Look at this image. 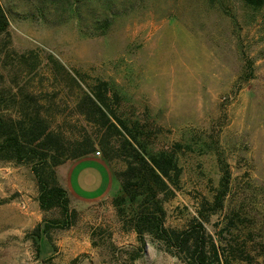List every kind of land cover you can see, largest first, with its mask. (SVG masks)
<instances>
[{
    "label": "rangeland",
    "instance_id": "1",
    "mask_svg": "<svg viewBox=\"0 0 264 264\" xmlns=\"http://www.w3.org/2000/svg\"><path fill=\"white\" fill-rule=\"evenodd\" d=\"M0 3L12 50L37 57L27 85L54 98L53 127L66 142L97 130L75 109L81 90L54 76L51 58L76 75L82 90L107 83L121 98L122 119L153 128L149 146L177 147L179 189L162 196L167 227L186 229L202 213L206 240L229 263L264 264V2L257 8L241 0ZM23 82L18 76L16 83ZM96 152L72 168L68 181L80 159L66 160L60 179L80 202L108 196L70 200L73 226L48 233L44 224L60 215L40 209L30 168L0 164V264H182L148 236L142 248L113 204L120 190L114 172L124 162L100 167ZM222 163L228 183L217 208ZM135 208L126 203L125 215Z\"/></svg>",
    "mask_w": 264,
    "mask_h": 264
},
{
    "label": "trees",
    "instance_id": "2",
    "mask_svg": "<svg viewBox=\"0 0 264 264\" xmlns=\"http://www.w3.org/2000/svg\"><path fill=\"white\" fill-rule=\"evenodd\" d=\"M241 1L255 8L264 2ZM76 10L73 8V12ZM9 27V18L0 3V164L28 166L36 179L40 209L45 212L58 210L60 217L46 222L43 232L48 233L52 228L70 229L76 219V211L70 209L67 191L57 181L56 168L66 160L83 159L99 149L106 165L115 159L124 162L123 169L114 172L120 190L113 204L118 209V215L124 217L135 232L142 248L148 236L182 264H231L227 257L223 258L221 247L219 249L214 242L206 240L202 227L205 216L202 213H199L200 220L183 230L165 225L162 196L166 192L173 194L171 188L179 189L181 170L176 159L177 147L156 150L149 146L153 128L138 120L122 119L117 113L121 98L108 88L107 83L98 82L82 90L76 75L67 73L61 64L51 58L56 66L54 76L60 74L81 90L75 109L86 124L97 130L94 136L87 131L80 132L78 139L66 142L53 127L54 98L38 94L28 86L37 66V57L33 51L18 54L12 50ZM7 67H10L6 71L8 74L16 70L14 77L11 74L7 76ZM18 76L23 77L22 84L16 83ZM225 166L221 164L222 190L214 196L217 208L222 206L228 183ZM126 203L136 205L129 215H125L123 209ZM38 230L39 227H36L35 243ZM245 262L253 264L252 261Z\"/></svg>",
    "mask_w": 264,
    "mask_h": 264
},
{
    "label": "crops",
    "instance_id": "3",
    "mask_svg": "<svg viewBox=\"0 0 264 264\" xmlns=\"http://www.w3.org/2000/svg\"><path fill=\"white\" fill-rule=\"evenodd\" d=\"M89 158H91V157L89 156ZM86 159H88V158L86 157V158L80 159V161H77V162L74 163V165L71 167L70 171H69L68 174H67V178H66L67 181L69 180V177L71 176V170H72V168H73L75 165H77V164H81V162H84ZM74 161H75V160H74ZM98 161H99V166H100V167L102 166V167L106 168V163H105L102 159H99V158H98ZM59 167H60V166H59ZM59 167L56 168V177H57V181H58V183H59V184L65 189V185H63V181H61V179H60ZM111 180H112V179H111ZM65 190L67 191V194H68L69 199H70L72 202L76 203V204H87V203L95 202V201H99V200L105 199V198L108 196V192H104V194H102L98 200H91L90 202L83 203V202H80V201H78V200H76V199H73L72 196H71L70 193H69V190H67V189H65Z\"/></svg>",
    "mask_w": 264,
    "mask_h": 264
},
{
    "label": "built area",
    "instance_id": "4",
    "mask_svg": "<svg viewBox=\"0 0 264 264\" xmlns=\"http://www.w3.org/2000/svg\"><path fill=\"white\" fill-rule=\"evenodd\" d=\"M96 155H99V152H96Z\"/></svg>",
    "mask_w": 264,
    "mask_h": 264
}]
</instances>
